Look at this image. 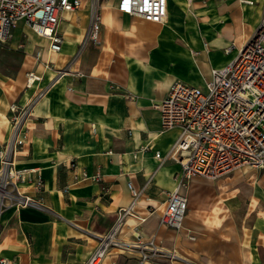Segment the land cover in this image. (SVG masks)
Returning <instances> with one entry per match:
<instances>
[{
    "label": "crops",
    "instance_id": "crops-1",
    "mask_svg": "<svg viewBox=\"0 0 264 264\" xmlns=\"http://www.w3.org/2000/svg\"><path fill=\"white\" fill-rule=\"evenodd\" d=\"M252 1L168 0L165 20L154 22L105 0L100 43L81 47L89 25L84 1L62 12L57 53L23 21L17 24L11 48L23 53L15 56L19 83L7 87L10 76L0 70V140L10 135V104H25L49 85L16 157L18 166L40 167L45 186L37 192L19 184L40 204L2 211L0 264H85L110 233L120 243L110 241L100 264H136L139 235L159 247L155 264H264V169L244 165L217 179L194 175L181 189L188 197L181 227L160 221L181 171L172 146L182 128H164L153 106L173 81L205 88L213 69L236 57L264 16V0ZM48 60L53 67L44 65ZM29 70L42 75L32 87ZM129 181L141 189L137 201Z\"/></svg>",
    "mask_w": 264,
    "mask_h": 264
},
{
    "label": "built area",
    "instance_id": "built-area-1",
    "mask_svg": "<svg viewBox=\"0 0 264 264\" xmlns=\"http://www.w3.org/2000/svg\"><path fill=\"white\" fill-rule=\"evenodd\" d=\"M85 0H0V43H6L13 30L23 21L37 35L48 40V51L60 52L63 35L58 26L61 14L80 8ZM89 1V25L81 47L88 43H100L102 4ZM191 0H188L190 3ZM253 3L252 0H246ZM122 13L143 19L162 22L168 11V0H117ZM43 50L35 51L37 61H42ZM46 67H53L50 60ZM66 67L57 69L62 75ZM42 80L35 70L27 71V86ZM49 85L39 88L25 104H10V135L0 140V215L10 205H39L34 196L20 189L21 183H30L37 192L44 190L45 181L40 167L18 166L17 154L27 140L29 120L34 105L48 91ZM159 110L164 128L180 125L182 130L172 146L181 164L176 187L168 192L166 206L160 221L179 229L188 209V197L181 189L194 175L216 179L244 165L264 169V16L252 36L239 49L236 57L227 65L215 68L205 88L175 80L168 94L153 102ZM112 150H109L111 152ZM159 155V152L156 153ZM86 176V172H83ZM100 179V175L94 176ZM137 201L141 189L129 181ZM132 206L123 209L118 223L131 213ZM118 225V224H117ZM110 233L85 264H100L111 242ZM140 257L136 264H155L160 251L153 238H139ZM2 264H10L1 259ZM112 264H119L116 260Z\"/></svg>",
    "mask_w": 264,
    "mask_h": 264
},
{
    "label": "rangeland",
    "instance_id": "rangeland-1",
    "mask_svg": "<svg viewBox=\"0 0 264 264\" xmlns=\"http://www.w3.org/2000/svg\"><path fill=\"white\" fill-rule=\"evenodd\" d=\"M85 1H88V0H85ZM100 1L102 5L105 2V0H100ZM12 37L13 35L10 37V39L6 43H0V49H1L0 50V70L10 76L7 87H10L13 89L15 88V85L19 83L18 68H20V62H21V58H17L16 60L15 56L17 55L18 52H21V54L23 53L20 47H19L20 51H16L11 48ZM24 40H25V35L22 36V42H25Z\"/></svg>",
    "mask_w": 264,
    "mask_h": 264
},
{
    "label": "bare ground",
    "instance_id": "bare-ground-1",
    "mask_svg": "<svg viewBox=\"0 0 264 264\" xmlns=\"http://www.w3.org/2000/svg\"><path fill=\"white\" fill-rule=\"evenodd\" d=\"M87 3L86 4H88V9H89V1H86Z\"/></svg>",
    "mask_w": 264,
    "mask_h": 264
}]
</instances>
